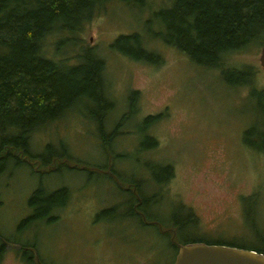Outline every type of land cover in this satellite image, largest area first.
<instances>
[{
  "label": "rangeland",
  "instance_id": "rangeland-1",
  "mask_svg": "<svg viewBox=\"0 0 264 264\" xmlns=\"http://www.w3.org/2000/svg\"><path fill=\"white\" fill-rule=\"evenodd\" d=\"M171 3L110 0L81 29L45 39V54L66 64L88 50L102 57L107 98L102 103L80 95L36 127L28 145L32 160L0 157V264H172L173 219L188 221L191 213L193 223L179 242L203 236L258 244L256 234L264 233V98L251 95L250 84H229L220 68L193 61L161 38L154 12ZM132 32L160 62L115 46L120 34ZM260 50L253 45L226 62L255 68L254 84L264 88ZM132 89L138 91L134 106ZM148 115L158 117L145 127ZM101 167L116 169L120 184ZM126 178L133 190L140 183L148 214L161 219V229L165 222L169 234L126 215ZM39 186L47 192L67 187L69 193L56 197L53 204L60 206L48 215L23 224L53 208L50 200L30 204ZM251 190L255 196L246 197ZM241 203L260 212L246 218Z\"/></svg>",
  "mask_w": 264,
  "mask_h": 264
},
{
  "label": "trees",
  "instance_id": "trees-1",
  "mask_svg": "<svg viewBox=\"0 0 264 264\" xmlns=\"http://www.w3.org/2000/svg\"><path fill=\"white\" fill-rule=\"evenodd\" d=\"M109 1L0 0V157L16 155L32 160L34 154L28 145L36 127L60 116L80 95L97 98L102 103L105 101V61L102 57L88 50L80 61L66 64L47 56L43 47L45 39L55 32L81 29L84 22ZM124 1L130 3L134 0ZM154 13L163 27L159 34L167 43L199 64L220 68L229 84H250L251 94L260 100L264 98V88L254 84L255 68L235 67L226 62L231 54L248 50L253 45L260 48L264 43V0H172L171 4L162 5ZM115 43L120 51L133 58L160 62L158 54L145 46L138 32L120 34ZM155 56L158 57L154 59ZM137 94L136 89L131 90V106L135 105ZM157 117L146 116L145 127L153 124ZM248 135L246 130L244 137L249 142ZM153 139L152 146H155L157 140ZM164 168L172 170V165L166 164ZM154 176L160 181L156 174ZM126 186L131 195L126 215L141 220L143 215L162 233L169 234L170 227H165V222L162 224L166 229H161V219L148 214L149 200L142 194L140 183L133 190L135 184L126 178ZM67 191V187H62L47 192L46 188L39 186L29 202L35 207L48 200L53 204L58 195ZM57 206L60 205L53 204V208L45 213L26 217L23 224L48 215ZM142 221L146 223L147 220ZM173 221L175 240L178 241L182 229L189 222L193 223L192 213L188 221ZM172 234L170 246L175 249L174 261L178 245ZM205 238L190 237L182 242L228 243ZM26 257L31 261L28 255Z\"/></svg>",
  "mask_w": 264,
  "mask_h": 264
},
{
  "label": "water",
  "instance_id": "water-1",
  "mask_svg": "<svg viewBox=\"0 0 264 264\" xmlns=\"http://www.w3.org/2000/svg\"><path fill=\"white\" fill-rule=\"evenodd\" d=\"M260 63L264 69V43ZM175 242L178 250L172 264H264V252L255 248L203 240Z\"/></svg>",
  "mask_w": 264,
  "mask_h": 264
},
{
  "label": "flooded vegetation",
  "instance_id": "flooded-vegetation-1",
  "mask_svg": "<svg viewBox=\"0 0 264 264\" xmlns=\"http://www.w3.org/2000/svg\"><path fill=\"white\" fill-rule=\"evenodd\" d=\"M252 95V94H251ZM253 144H255L254 143V141H253ZM262 149V148H261ZM263 150V149H262ZM263 152H264V150H263ZM39 161L42 163V161L43 160H41V159H39ZM101 169H104L103 167H101ZM104 171L105 172H108L112 177H114V179L118 182V183H120V181H119V179L121 178V176L118 174V172H117V170L116 169H113L112 167L110 168V169H104ZM255 196V191L254 190H251V193L248 195V196H246V197H254ZM243 197V196H242ZM262 208V207H261ZM138 210V209H137ZM240 210H241V213L243 214V216H245L246 218L248 217V218H250L252 215V211L254 212V214L256 215V213L257 212H260V209L259 208H257V210H255L254 209V205H253V207H249V206H246V205H244L243 203H241V208H240ZM138 212H140V210H138ZM142 215V214H141ZM142 220H144V221H146V217L145 216H143L142 215ZM155 222H157V221H155ZM254 222V221H253ZM255 224V223H254ZM257 227V226H256ZM258 230H259V228H258ZM174 233H175V230H174ZM173 233V234H174ZM173 234H172V236H173ZM256 237H257V239L259 240V242H258V244H251V245H249V244H247V243H242L240 246H244V247H249V248H255V249H257V250H260V251H263L264 252V233H260V232H258L257 234H256ZM173 239V238H172Z\"/></svg>",
  "mask_w": 264,
  "mask_h": 264
}]
</instances>
